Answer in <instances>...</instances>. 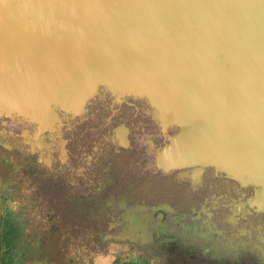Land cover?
<instances>
[{"label":"water","instance_id":"obj_1","mask_svg":"<svg viewBox=\"0 0 264 264\" xmlns=\"http://www.w3.org/2000/svg\"><path fill=\"white\" fill-rule=\"evenodd\" d=\"M107 92L145 100L170 131L159 166L183 140L202 165L264 190V0H0L3 123L51 133L50 113L60 128Z\"/></svg>","mask_w":264,"mask_h":264},{"label":"rangeland","instance_id":"obj_2","mask_svg":"<svg viewBox=\"0 0 264 264\" xmlns=\"http://www.w3.org/2000/svg\"><path fill=\"white\" fill-rule=\"evenodd\" d=\"M100 105L101 109L108 110L103 101ZM146 110H132L134 113L125 117H99L94 114L80 121L71 119L70 125L67 124L68 126L62 131L67 141L65 158L62 156L64 143L59 121L54 113H50L53 116L51 119L53 131L45 134L44 132L36 134L39 123L33 128L26 125L25 127L30 129L28 131L15 121L7 120L5 123L1 121L0 255L5 253L6 256L7 254L13 256L17 264H62V262L73 264L77 260L80 263L88 261L87 264L94 262L96 264L98 260H108L98 264H122L126 260H140L141 264H149V261L143 262L137 258L139 254L147 252L145 249H136L124 241L116 240L119 238L118 230L109 228L107 223L111 216L115 215L112 207L116 205L118 199H114L112 207H108L106 203L108 194L104 192L108 189L103 190L101 188L103 185L99 183V180H102L99 177L100 171L104 166L108 162L112 165L120 162L115 159V156L120 154L118 151L120 148L118 147L117 150L107 139L111 121L114 125L122 118L136 121L133 133L140 137L135 144L148 156L149 152L146 151L147 147L141 141V137L156 135L158 132L144 125L146 121H150L143 112ZM79 127L82 129L76 131ZM10 130L12 134L9 133ZM112 132V139H118L122 143L125 129L117 125ZM182 142L183 140H180L164 151L165 160L162 168L166 170L173 163H184L186 166L181 175H185L193 182H199L198 175L202 164L195 159L198 153ZM26 144L30 148L37 145L42 147L30 151ZM53 148L59 151V156L57 160L49 163ZM88 156L90 159H87ZM86 160L90 163L88 166L90 174L96 177L89 185L78 184L71 168L77 162L87 163ZM243 179L246 180L247 177L241 178L242 182ZM229 184L237 186L233 181H229ZM253 191L256 189L253 188ZM238 193V199H232L231 196L221 198L232 211L231 213L243 209L239 198L241 194ZM253 196L256 202L264 203V190L261 193L254 192L245 196L244 201H248ZM130 200L134 199L130 198ZM126 212L127 209L124 213ZM228 216L230 217V214ZM34 219L38 220L37 225L33 224ZM231 219L233 221V216ZM7 232L11 233L12 237L7 238Z\"/></svg>","mask_w":264,"mask_h":264},{"label":"flooded vegetation","instance_id":"obj_3","mask_svg":"<svg viewBox=\"0 0 264 264\" xmlns=\"http://www.w3.org/2000/svg\"><path fill=\"white\" fill-rule=\"evenodd\" d=\"M102 101L108 110L101 109ZM136 109H147L143 112L150 121H146L144 125L158 132L156 135L141 137L147 147L146 151L149 152L148 156L135 144L140 137L133 133L136 121L122 118L116 125L111 121L107 139L117 150L120 148V154L115 156L120 162L116 165L108 162L99 175L102 178L99 180L103 185L101 188L108 189L107 192L104 191L108 194L107 206L112 207L114 199H118L112 207L115 215H112L107 223L109 228L118 230L119 238L116 240L124 241L136 249H145L147 252L139 254L137 258L157 264H264V215L250 211L244 201L245 196L251 195V186L244 188L230 185L229 181L234 180L224 177L215 166L202 165L198 175L199 182H193L181 175L185 167L165 170L159 166L155 160L156 152L162 148L160 145L166 141V134L170 131L165 133L160 130L158 122L155 121L156 116L149 112L150 106L145 100L125 96L122 101L114 102L111 94L107 92L84 102L81 112L73 118L62 120V156L65 158L67 155V141L62 131L67 124L70 125L71 119L80 121L94 114L99 117H125ZM117 125L125 129L122 143L111 137L112 130ZM81 129L79 127L76 131ZM149 130L152 132L150 128ZM58 156L59 151L53 148L49 163L57 160ZM89 165L88 161L85 164L77 162L71 168L78 184L93 183L96 176L90 174ZM238 192L241 194L239 198L243 209L231 213L221 198L231 196L232 199H238ZM193 195L208 196L201 201H192L190 196ZM202 205L208 206L209 209L200 210ZM126 209L128 212L124 213ZM228 214L233 216V223L226 221ZM217 222L222 226H216ZM36 223L38 220L34 219L33 224L37 225ZM206 223H209L208 229L214 228L217 232L207 230ZM226 223L230 226H225ZM219 230L221 232H218ZM204 231H208L207 237L202 235ZM211 243H215V248L211 247Z\"/></svg>","mask_w":264,"mask_h":264},{"label":"crops","instance_id":"obj_4","mask_svg":"<svg viewBox=\"0 0 264 264\" xmlns=\"http://www.w3.org/2000/svg\"><path fill=\"white\" fill-rule=\"evenodd\" d=\"M206 196H208V195H193V196H191L190 197V199L193 201V200H196V201H201L203 198H205ZM212 221H214V219L212 218ZM216 224V226H222V225H220L221 223H215ZM225 226H230L229 224H227L226 223V225ZM106 261H108V260H106ZM105 260H102V261H97V263L96 264H98V263H105L106 262ZM133 261H137V260H133ZM1 262H2V254L0 255V264H1ZM110 262V261H109ZM108 262V263H109ZM137 262H141L140 260H138ZM82 263H84V264H87L88 263V261H85V262H78V260L77 261H75V262H73V264H82ZM124 263V262H123ZM122 263V264H123ZM49 264H51V263H49ZM62 264H67V263H65V262H62ZM94 264H95V262H94ZM149 264H157V263H155V262H153V261H150L149 262Z\"/></svg>","mask_w":264,"mask_h":264},{"label":"trees","instance_id":"obj_5","mask_svg":"<svg viewBox=\"0 0 264 264\" xmlns=\"http://www.w3.org/2000/svg\"><path fill=\"white\" fill-rule=\"evenodd\" d=\"M12 235H13V233H12ZM10 236H11V233H9V232H7L6 233V237L7 238H10ZM12 237V236H11ZM6 253H7V251H6ZM5 254V253H4ZM4 254H2V262H1V264H17L16 262H15V259L13 258V256H9L8 254H7V256H6V254L4 255ZM143 262H145V261H149L150 262V260H147V259H145V260H142ZM124 264H141V263H139V262H137V261H127L126 260V262H124Z\"/></svg>","mask_w":264,"mask_h":264}]
</instances>
